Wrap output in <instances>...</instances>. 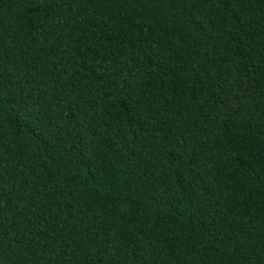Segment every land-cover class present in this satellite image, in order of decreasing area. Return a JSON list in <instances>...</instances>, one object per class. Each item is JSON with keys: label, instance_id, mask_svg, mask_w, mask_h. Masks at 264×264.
I'll use <instances>...</instances> for the list:
<instances>
[{"label": "trees", "instance_id": "trees-1", "mask_svg": "<svg viewBox=\"0 0 264 264\" xmlns=\"http://www.w3.org/2000/svg\"><path fill=\"white\" fill-rule=\"evenodd\" d=\"M0 264H264V0H0Z\"/></svg>", "mask_w": 264, "mask_h": 264}]
</instances>
